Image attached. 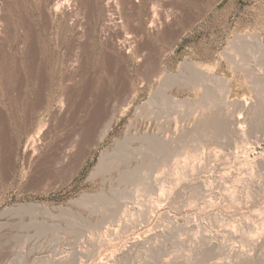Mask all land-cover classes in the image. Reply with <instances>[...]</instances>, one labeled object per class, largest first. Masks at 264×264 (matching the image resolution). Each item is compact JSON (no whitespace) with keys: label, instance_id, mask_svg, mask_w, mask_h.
Returning a JSON list of instances; mask_svg holds the SVG:
<instances>
[{"label":"rangeland","instance_id":"374dc122","mask_svg":"<svg viewBox=\"0 0 264 264\" xmlns=\"http://www.w3.org/2000/svg\"><path fill=\"white\" fill-rule=\"evenodd\" d=\"M108 1L0 0V264H264V0Z\"/></svg>","mask_w":264,"mask_h":264},{"label":"bare ground","instance_id":"6f19581e","mask_svg":"<svg viewBox=\"0 0 264 264\" xmlns=\"http://www.w3.org/2000/svg\"><path fill=\"white\" fill-rule=\"evenodd\" d=\"M128 1H129L128 3H130L131 1L133 2L134 0H128ZM50 2H51L52 5H50L51 7L49 8L48 13L46 12L47 14H49V13H55V12H57V10H58V8H59L60 6H64V4L60 3V0H50ZM116 2H117V1H116ZM67 3H68V2H67ZM134 3H135V1H134ZM60 4H62V5H60ZM107 4H108V7H109V8H112V7H113V0H109V1L107 2ZM116 4H117V3H116ZM129 5H130V4H129ZM90 6H91V5H90ZM76 9H77V8H76ZM109 10L111 11L112 9H109ZM150 12H151V11H150ZM110 14H111V13H110ZM110 14H109V15H110ZM152 14H153V13H152ZM45 15H46V14H45ZM110 16H111V15H110ZM114 18H115V17H114ZM109 20H110V19H109ZM111 20H112V19H111ZM111 20H110V21H111ZM167 22H168V21H167ZM117 26H118V25H117ZM103 29H104V28H103ZM112 31H113V30H112ZM117 31H118V30H117ZM119 32H120V31H119ZM120 34H121V33H120ZM81 39H82V38H81ZM108 41H109V39H108ZM80 42H81V41H80ZM81 43H82V42H81ZM85 44H86V43H85ZM122 45H123V44H122ZM125 45H126V44H125ZM120 46H121V45H120ZM118 47H119V44H118ZM126 48H127V47H126ZM126 48H125V46H122V47H121V50L124 51V50H126ZM261 49H262V47H261ZM263 52H264V50H263ZM125 53H126V52H125ZM235 54H236V53H235ZM109 56H110V55H109ZM111 56H112V55H111ZM76 57H77V56H76ZM79 57H80V56H79ZM78 59H79V58H78ZM144 62H145V61H144ZM196 65H197V64H196ZM149 66H150V65H149ZM197 66H199V65H197ZM197 66H196V69H197V72L201 74V78H202V76L205 77V78H208V79H209L210 76H211L210 78H212V75H210L211 73H210V71L208 72V69H207V70H206V69H205V70H201L200 67H197ZM147 67H148V66H147ZM196 69H195V70H196ZM202 69H203V68H202ZM147 70H148V69H147ZM191 70H192V69H191ZM191 70H190V71H191ZM200 70H201V71H200ZM206 71H207V72H206ZM254 71H255V70H254ZM156 72H157V71H156ZM194 72H196V71H194ZM257 73H258V72H257ZM191 74H192V73H191ZM195 74H196V73H195ZM173 75H174V74H173ZM173 75H172V76H173ZM214 75H215V74H214ZM151 76H153V75H151ZM169 76H170V75H169ZM174 76H176V75H174ZM174 76H173V77H174ZM197 76H198V75H197ZM144 77H145V76H144ZM199 77H200V76H199ZM145 78H146V77H145ZM170 78H171V77H170ZM191 78H192V77H191ZM256 78H257V77H256ZM142 79H143V78H142ZM168 79H169V78H168ZM185 79H186V78H185ZM218 79H219V78H218ZM254 79H255V78H254ZM204 80H205V79H204ZM210 80H211V79H210ZM223 80H224V79H223ZM163 81H164V80H163ZM206 81H207V80H206ZM225 81H226V80H225ZM121 82H122V81H121ZM208 83H209V82H208ZM224 83H225V82H224ZM126 84H127V83H126ZM193 84H194V83H193ZM219 84H220V83H219ZM260 84H261V83H260ZM220 85H221V84H220ZM220 87H221V86H220ZM259 87H260V86H259ZM192 88H193V87H192ZM206 88H207V87H206ZM207 89H208V88H207ZM215 89H216V88H215ZM218 89H219V88H218ZM226 90H227V89H226ZM260 90H261V88H260ZM262 90H264V89H262ZM259 93H260V92H259ZM263 93H264V92H263ZM227 94H228V93H227ZM160 95H161V94H160ZM214 95H215V94H214ZM123 96H124V95H123ZM161 96H162V95H161ZM161 96H160V97H161ZM165 97H166V96H165ZM219 97H220V96H219ZM225 97H226V96H225ZM208 98H209V97H208ZM245 98H246V97H245ZM123 99H124V98H123ZM170 99H171V97H170ZM257 99H258V98H257ZM260 99H261V98H260ZM262 99H263V98H262ZM149 100H150V99H149ZM156 100H157V99H156ZM235 100H236V99H235ZM237 100H238V99H237ZM240 100H241V99H240ZM248 100H250V99H248ZM252 100H253V99H252ZM255 100H256V99H255ZM173 101H174V100H173ZM199 101H200V100H199ZM217 101H218V100H217ZM226 101H228V100H226ZM260 101H261V100H260ZM123 102H124V101H123ZM169 102H170V101H169ZM178 102H179V101H178ZM184 102H186V101H184ZM203 102H204V101H203ZM229 102H230V101H229ZM242 102H243V101H242ZM252 102H253V101H252ZM161 103H162V102H161ZM179 103H180V102H179ZM187 103H188V102H187ZM201 103H202V102H201ZM214 103H215V102H214ZM222 103H223V102H222ZM259 103H260V102H259ZM164 104H165V103H164ZM190 104H191V103H190ZM224 104H225V103H224ZM251 104H252V103H251ZM253 104H254V103H253ZM199 105H200V104H199ZM210 105H211V104H210ZM233 105H235V104H233ZM233 105H232V106H233ZM244 105H245V104H244ZM246 105H248V103H247ZM257 105H258V104H257ZM187 106H188V105H187ZM251 106H252V105H251ZM211 107H212V106H211ZM213 107H214V106H213ZM238 107H239V106H238ZM248 107H249V106H248ZM258 107H259V106H258ZM57 108H58V107H57ZM198 108H199V107H198ZM251 108H252V107H251ZM203 109H204V108H203ZM206 109H207V108H206ZM225 109H226V108H225ZM239 109H240V108H239ZM243 109H244V108H243ZM168 110H169V109H168ZM191 110H192V109H191ZM219 110H220V109H219ZM223 110H224V109H223ZM245 110H246V109H245ZM253 110H254V109H253ZM263 110H264V109H263ZM75 111H76V110H75ZM260 111H261V110H260ZM193 112H194V111H193ZM198 112H199V111H198ZM210 112H211V111H210ZM215 112H216V111H215ZM235 112H236V110H235ZM56 113H57V112H56ZM100 113H102V112H100ZM106 113H107V112H106ZM188 113H189V112H188ZM223 113H224V112H223ZM240 113H241V112H240ZM242 113H243V112H242ZM251 113H252V112H251ZM194 114H195V113H194ZM230 114H231V113H230ZM247 114H248V113H247ZM199 115H200V114H199ZM245 115H246V114H245ZM249 115H250V114H249ZM186 116H187V115H186ZM226 116H227V115H226ZM228 116H229V115H228ZM93 117H94V115H93ZM100 117H101V116H100ZM100 117H99V118H100ZM103 117H104V116H103ZM217 117H218V116H217ZM223 117H224V116H223ZM235 117H236V116H235ZM245 117H246V116H245ZM254 118H255V117H254ZM105 119H106V118H105ZM261 119H262V118H261ZM93 120H94V119H93ZM95 120H96V119H95ZM207 120H208V119H207ZM207 120H206V121H207ZM212 120H213V119H212ZM217 120H218V119H217ZM221 120H222V119H221ZM262 120H263V119H262ZM182 121H183V120H182ZM227 121H228V120H227ZM258 121H259V120H258ZM94 122H95V121H94ZM218 122H219V121H218ZM220 122H221V121H220ZM239 122H240V121H239ZM241 122H242V121H241ZM249 122H250V121H249ZM253 122H254V121H253ZM260 122H261V121H260ZM263 122H264V121H263ZM198 123H199V122H198ZM202 123H203V122H202ZM207 123H208V122H207ZM90 124H91V123H90ZM110 124H111V123H110ZM223 124H224V123H223ZM223 124H222V125H223ZM208 125H209V124H208ZM218 125H219V124H218ZM237 125H238V123H237ZM239 125H240V124H239ZM252 125H253V123H252ZM260 125H261V124H260ZM108 126H110V125H109V122H108L107 126L104 127V130H105ZM213 126H214V125H213ZM261 126H262V125H261ZM203 127H205V126H203ZM221 127H222V126H221ZM224 127H225V125H224ZM259 127H260V126H259ZM85 128H86V127H85ZM200 128H201V127H200ZM253 128H254V127H253ZM197 129H198V128H197ZM203 129H204V128H203ZM247 129H248V128H247ZM255 129H256V128H255ZM82 130H83V129H82ZM84 130H85V129H84ZM177 130H178V129H177ZM193 130H195V129H193ZM224 130H226V129H224ZM259 130H260V129H259ZM43 131H44V130H43ZM188 131H189V130H188ZM196 131H197V130H196ZM203 131H204V130H203ZM207 131H208V130H207ZM207 131H206V132H207ZM213 131H214V130H213ZM228 131H229V129H228ZM228 131H226V132H228ZM262 131H263V130H262ZM105 132H106V131H105ZM185 132H186V131H185ZM223 132H224V131H223ZM234 132H236V131H234ZM251 132H252V131H251ZM198 133H200V132H198ZM204 133H205V132H204ZM204 133H203V134H204ZM47 134H49V133H47ZM47 134H46V135H47ZM86 134H87V133H86ZM215 134H216V133H215ZM215 134H214V135H215ZM227 134H228V133H227ZM40 135H41V133H40ZM44 135H45V134H44ZM136 135H137V134H136ZM179 135H180V134H179ZM216 135H217V134H216ZM220 135H221V134H220ZM225 135H226V134H225ZM225 135H224V137H225ZM208 136H209V135H208ZM221 136H222V135H221ZM243 136H244V135H243ZM43 137H44V136H43ZM136 137H137V136H136ZM172 137H173V136H172ZM227 137H228V136H227ZM174 138H175V137H174ZM198 138H199V137H198ZM212 138H213V137H212ZM232 138H233V137H232ZM36 139H37V137H36ZM36 139H33V141H32V142H33V145H34L35 147L39 145V144L37 143V140H36ZM178 139H179V138H178ZM191 139H192V138H191ZM193 139H194V138H193ZM44 140H45V139H44ZM143 140H144V139H143ZM204 140H205V139H204ZM212 140H213V139H212ZM76 141H77V140H76ZM155 141H156V140H155ZM162 141H164V139H163ZM166 141H167V139H166ZM166 141H165V142H166ZM176 141H177V140H176ZM180 141H181V140H180ZM191 141H192V140H191ZM124 142H125V141H124ZM150 142H151V141H150ZM165 142H163V143H165ZM169 142H170V141H169ZM169 142H168V144H169ZM194 142H195V141H194ZM234 142H235V141H234ZM68 143H69V142H68ZM170 143H171V142H170ZM176 143H177V142H176ZM37 144H38V145H37ZM40 144H41V142H40ZM62 144H63V143H62ZM196 144H197V143H196ZM124 145H125V144H124ZM126 145H127V144H126ZM165 145H167V144L165 143ZM192 145H193V143H192ZM31 146H32V144L30 145V148H31ZM40 146H41V145H40ZM69 146H70V145H69ZM127 146H128V145H127ZM144 146H145V145H144ZM146 146H147V145H146ZM193 146H194V145H193ZM28 147H29V146H28ZM154 147H155V146H154ZM159 147H160V146H159ZM123 148H124V147H123ZM149 148H150V147H149ZM151 148H152V147H151ZM36 149H37V148H36ZM36 149H35V150H36ZM130 149H131V148H130ZM147 149H148V148H147ZM69 150H70V149H69ZM128 150H129V149H128ZM117 151H118V150H117ZM121 151H122V150H121ZM131 151H132V150H130V152H131ZM135 151H136V150H135ZM147 151H148V150H147ZM149 151H150V150H149ZM173 151H174V150H173ZM212 151H213V150H212ZM221 151H222V150H221ZM125 152H127V151H125ZM125 152H124V153H125ZM188 152H189V151H188ZM191 152H192V151H191ZM64 153H65V152H64ZM127 153H128V152H127ZM127 153H126V154H127ZM132 153H134V152H132ZM147 153H148V152H147ZM221 153H222V152H221ZM221 153H220V154H221ZM135 154H136V153H135ZM65 155H66V154H65ZM108 155H109V154H108ZM114 155H115V154H114ZM145 155H146V154H145ZM193 155H194V154H193ZM214 155H216V154H214ZM62 156H63V154H62ZM67 156H68V154H67ZM67 156H66V157H67ZM72 156H73V155H72ZM115 156H116V155H115ZM121 156H124V155H121ZM128 156H129V155H128ZM132 156H133V155H132ZM159 156H160V155H159ZM69 157H70V155H69ZM197 157H198V156H197ZM215 157H216V156H215ZM227 157H228V156H227ZM261 157H262V156H261ZM46 158H47V157H46ZM64 158H65V156H64ZM104 158H105V157H104ZM116 158H117V157H116ZM111 159H112V158H111ZM117 160H118V159H117ZM130 160H131V159H130ZM213 160H214V159H213ZM59 161H60V160H59ZM63 161H64V160H63ZM164 162H165V161H164ZM226 162H227V161H226ZM263 162H264V161H263ZM113 163H114V162H113ZM165 163H166V162H165ZM202 163H203V162H202ZM63 164H64V163H63ZM101 164H102V163H101ZM108 164H109V162H108ZM221 164H222V163H221ZM163 165H164V164H163ZM100 167H101V166H100ZM145 168H146V167H145ZM195 168H196V167H195ZM98 169H99V168H98ZM138 169L140 170V167H138ZM138 169H137V170H138ZM112 170H113V169H112ZM128 170H129V169H128ZM134 170H135V169H134ZM141 171H145V170H141ZM141 171H140V173H141ZM136 172H137V171H136ZM181 172H182V171H181ZM127 173H128V172H127ZM138 173H139V171H138ZM176 173H177V172H176ZM128 174H129V173H128ZM144 174L147 175L148 173L146 174V171H145ZM133 175H135V174H133ZM141 175H142V177L144 176L143 173H142ZM149 175H150V174H149ZM126 176H127V175H126ZM136 176H137V174H136ZM128 177H129V176H128ZM147 177H149V176L147 175ZM147 177H146V180L143 179L144 177L142 178V179L144 180L143 182H145V181L148 182V183L151 182L149 179H147ZM181 177H182V176H181ZM119 178H120V177H119ZM131 178H132V177H131ZM140 178H141V177H140ZM149 178H150V177H149ZM157 178H158V177H157ZM116 179H117V178H116ZM150 179H151V178H150ZM182 179H183V178H182ZM128 180H129V179H128ZM147 180H149V181H147ZM129 181H130V180H129ZM133 181H134V180H133ZM137 181H138V180H137ZM201 182H202V181H201ZM148 183H147V184H148ZM151 183H152V182H151ZM151 183H150V184H151ZM191 183H192V182H191ZM196 183H197V182H196ZM207 184H208V183H207ZM145 185H146V184H145ZM151 185H153V184H151ZM151 185H150V186H151ZM186 185H187V184H186ZM197 185H199V184L197 183ZM146 186H147V185H146ZM148 186H149V185H148ZM154 186H155V185H154ZM184 186H185V185H184ZM192 186H193V185H192ZM152 187H153V186H152ZM187 187H188V186H187ZM246 187H247V186H246ZM112 188H113V187H112ZM198 189H199V188H198ZM121 191H122V190H121ZM214 191H215V190H214ZM234 194H235V193H234ZM119 195H120V194H119ZM130 195H131V194H130ZM92 196H93V195H92ZM116 196H117V195H116ZM116 196H115V197H116ZM102 197H103V196H102ZM105 197H106V196H105ZM112 197H113V196H112ZM115 197L112 198V199H111V197H109V198L111 199V200H110V199H109V200H110V201H113V200L115 201V200L117 199V198L115 199ZM120 197H121V196H119V198H120ZM207 197H208V196H207ZM226 197H227V196H226ZM229 197H230V196H229ZM93 198H95V197L93 196ZM120 200H121V198H120ZM120 200H117V201L121 202ZM122 200H123V199H122ZM126 200H127V199H126ZM101 201H102V200H101ZM110 201L107 200L106 203H108V202L110 203ZM117 201H116V203H118ZM232 201H233V200H232ZM87 203H88V202H87ZM89 203H90V202H89ZM116 203H115V204H116ZM111 204H112V203H111ZM118 205L120 206V204H118ZM122 205H123V204H122ZM233 205H234V204H233ZM22 206H24V205H22ZM22 206H21V208H22ZM98 206H99V205H98ZM30 207H32L31 204H30ZM35 207H36V206H35ZM108 207H109V206H108ZM112 207H113V205H112ZM120 207L122 208V206H120ZM28 208H29V207H28ZM33 208H34V207H33ZM126 208H127V207H126ZM142 208H143V207H142ZM149 208H150V207H149ZM22 209H23V208H22ZM94 209H95V208H94ZM118 209H119V208H118ZM138 209H139V208H138ZM138 209H137V210H138ZM3 210H4V209H3ZM91 210H92V209H91ZM103 210H104V209H103ZM121 210H122V209H121ZM4 211H5V210H4ZM111 211H112V210H111ZM117 211H118V210H117ZM18 212H19V211H18ZM96 212H97V211H96ZM138 212H140V211H138ZM108 213H109V212H108ZM119 213H120V212H119ZM3 214H4V213H3ZM124 214H125V213H124ZM165 214H166V213H165ZM14 215H15V214H14ZM17 215H18V214H17ZM62 215H63V214H62ZM107 215H108V214H107ZM118 215H119V214H118ZM22 216H23V215H22ZM124 216H125V215H124ZM128 217H129V215H128ZM131 217H132V216H131ZM142 217H143V215H142ZM22 218H23V217H22ZM55 218H56V217H55ZM124 218H125V217H124ZM146 220H147V219H146ZM142 221H143V220H142ZM151 221H152V219H151ZM189 221H190V220H189ZM31 222H32V221H31ZM123 222H124V221H123ZM12 223H13V222H12ZM70 223H71V222H70ZM19 225H20V224H19ZM82 225H83V224H82ZM127 225H128V223H127ZM51 226H52V225H51ZM77 226H78V225H77ZM186 226H187V225H186ZM149 227H150V226H149ZM153 227H154V226H153ZM110 229H111V228H110ZM168 229H169V228H168ZM179 229H180V228H179ZM133 230H134V229H133ZM183 230H184V229H183ZM122 231H123V230H122ZM113 232H114V231H113ZM146 232H147V231H146ZM167 232H168V231H167ZM151 234H152V233H151ZM92 235H93V234H92ZM204 235H205V234H204ZM121 236H122V235H121ZM117 237H118V236H117ZM138 239H139V238H138ZM117 241H118V240H117ZM137 241H138V240H137ZM203 241H204V240H203ZM176 242H177V241H176ZM130 243H131V242H130ZM123 244H124V243H123ZM150 244H151V243H150ZM184 244H185V243H184ZM208 244H209V243H208ZM256 244H257V243H256ZM3 245H4V244H3ZM211 246H212V245H211ZM155 248H156V247H155ZM119 249H120V248H119ZM232 249H233V248H232ZM160 250H161V249H160ZM205 250H206V249H205ZM6 251H7V250H6ZM74 251H75V250H74ZM114 251H115V250H114ZM145 251H146V249H145ZM163 252H164V251H163ZM115 253H116V252H115ZM142 253H143V252H142ZM247 254H248V253H247ZM117 256H118V255H117ZM125 256H126V255H125ZM157 256H158V255H157ZM69 257H70V256H69ZM129 257H130V256H129ZM140 258H141V257H140ZM241 258H242V257H241ZM111 259H112V258H111ZM260 260H262V259H260ZM13 261H14V260H13ZM167 261H168V260H167ZM150 262H151V261H150ZM69 263H70V262H69ZM166 263H167V262H166ZM150 264H151V263H150Z\"/></svg>","mask_w":264,"mask_h":264}]
</instances>
